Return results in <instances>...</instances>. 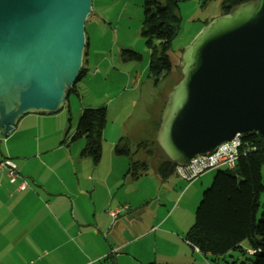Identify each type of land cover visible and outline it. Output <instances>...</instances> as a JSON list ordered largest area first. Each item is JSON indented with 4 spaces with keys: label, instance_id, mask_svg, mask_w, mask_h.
<instances>
[{
    "label": "water",
    "instance_id": "95a60500",
    "mask_svg": "<svg viewBox=\"0 0 264 264\" xmlns=\"http://www.w3.org/2000/svg\"><path fill=\"white\" fill-rule=\"evenodd\" d=\"M92 8V0H0L1 137L26 113L65 105L83 65ZM179 67L156 133L177 166L238 135H264V0L206 23Z\"/></svg>",
    "mask_w": 264,
    "mask_h": 264
},
{
    "label": "crops",
    "instance_id": "0c3cea01",
    "mask_svg": "<svg viewBox=\"0 0 264 264\" xmlns=\"http://www.w3.org/2000/svg\"><path fill=\"white\" fill-rule=\"evenodd\" d=\"M89 59L90 49L87 62ZM147 68L148 64L143 70L128 74L127 79L134 86L129 87L132 96L122 110L143 99L138 84L142 79H150L149 74L145 75ZM179 80L177 76L166 95L155 104L158 105L155 112L159 111V118L153 121L154 137L168 93ZM66 104L54 112H28L21 117L8 134L11 138L23 136L26 139L19 142L16 150L4 148L6 141L0 140V159L11 158L20 173L15 181H11L6 173H0V264H196L198 258L191 261L188 256L193 258L197 250L209 257L189 243L186 239L188 231L178 230L176 233L164 227L176 211L175 204L171 212L160 216L157 213L161 203L155 209L148 205L154 199L153 193H146L143 189L140 194L134 187L137 189L130 197L128 191H123L125 186L129 190L130 184L149 175L148 172L137 179L127 175L130 156L124 158L126 155H117L113 149L112 155L107 159L101 157L99 163L85 157L91 160V164L89 159L81 156L83 143L71 147L75 141L69 142L73 132L72 125L67 128V115L63 113ZM89 106L94 107L89 104L77 109L78 121L82 109ZM44 122L46 129L41 128ZM106 128L107 124L104 133ZM117 135L121 138L127 136L120 128H117ZM52 138L55 144H52ZM117 140H112V146L115 147ZM61 150L66 152L60 155L61 158L49 154ZM152 153L150 156L154 158L157 172L164 157L155 146ZM82 164L87 168L85 174L80 175ZM206 172L187 181L179 175L177 166L169 177L163 179L158 172L156 178L160 187L170 184L182 188L181 199L187 193L190 194L188 198L196 199L215 174L211 170ZM21 177L29 183L25 189L18 187ZM121 191L125 195L119 197ZM147 197L149 201L145 202ZM160 234L176 238L178 242H181L180 238L184 240L182 253L185 254L173 256L163 255L164 250L158 252Z\"/></svg>",
    "mask_w": 264,
    "mask_h": 264
},
{
    "label": "rangeland",
    "instance_id": "374dc122",
    "mask_svg": "<svg viewBox=\"0 0 264 264\" xmlns=\"http://www.w3.org/2000/svg\"><path fill=\"white\" fill-rule=\"evenodd\" d=\"M144 3L145 0H92L93 11L88 15L85 24L86 45L84 55L86 56L83 61V67L87 72L77 82V91L70 92L69 97H67L66 107L63 110V113L67 115V128L72 125L71 131L73 132L78 122L77 109L89 104L94 107L106 106L107 128L103 134L102 145V157L106 159L109 155H112L111 151L113 152L115 148L114 145L112 146V140L114 138H118V140L121 138L117 135V128L124 130L125 135H127L126 139L129 141L131 150L134 153L140 142L156 140V137L153 136V121L159 118V111L155 112V108L158 106H155V104L166 95L176 77L178 76L179 79L182 77V72L178 65L180 64L184 49L193 41L206 22L208 23L210 20L223 14V0L181 1L178 12L182 20L179 25L178 34L172 44V56L178 67L170 75L161 77L158 82H155L152 77L150 79H142L141 83L138 84V91L141 92L143 99L131 105V108L127 107L126 110H122L123 105L132 96V91L129 87L134 86V83L130 79H127L128 74H134L138 69L143 70L146 64H148L147 69L149 71L150 50L147 45V37L142 33ZM89 41L91 42V47L89 46ZM89 49L90 59L87 62ZM124 49L137 51L141 54L142 58L140 60L123 61L120 57ZM148 71L145 75H148ZM73 116L75 117L73 118ZM69 118H72V120L69 121ZM41 128H47L45 122ZM0 140L6 141L3 144L4 148L14 151L19 142H24L26 139L23 136L18 139L15 137L11 138L8 135L7 137H0ZM51 142L55 144V139L52 138ZM78 143H83L84 146L85 140L82 138L78 139L71 144V147L79 145ZM62 153L61 150L59 152L53 151L49 154L58 155L61 158L60 155L62 156L66 152ZM126 157L124 156V158ZM133 157L137 160L142 158L147 159L150 162L149 175L140 178L139 182H136L137 184H130L129 190H126L125 186L122 188L124 189L123 191H128L130 197L134 196L135 193L133 191L137 188L140 194L144 190L146 193H153L154 199L148 205L152 209H155L161 203L160 210L157 213L160 216L171 212L175 204L176 211L170 216L167 225L164 227L176 233L178 230L186 233L194 224L196 209L203 198L204 191L212 185L216 172L218 170H232L237 164L236 162L233 167L223 165L206 170L214 171L215 174L212 180L205 185L201 194L196 199H190L188 198L190 194L187 193L185 198L181 199L179 197L181 194L179 193L182 191V188L171 187L170 184L160 187L156 178L158 171L156 172L155 169L154 158L149 153L139 151ZM89 161L92 164L90 159ZM86 168V164H82L79 167L80 175L85 174ZM123 191L119 193V197L125 195ZM145 200V202H148L149 197ZM260 204L259 216L264 211V192L261 195ZM152 213L155 214L154 210ZM180 240L181 242H178L176 238L160 234L157 250L158 252L164 250L163 255L182 256V254H185V252L182 253L185 250L183 243L186 242L181 238ZM247 246L248 242L245 241L244 247L247 248ZM188 249L192 248L188 246ZM147 252L150 253L148 249ZM198 254L201 255V258L198 257ZM238 255L237 251H231L226 257H216L213 255L205 257L197 250L193 258L188 256V259L194 261V258H198L196 264H231Z\"/></svg>",
    "mask_w": 264,
    "mask_h": 264
},
{
    "label": "trees",
    "instance_id": "16d2710c",
    "mask_svg": "<svg viewBox=\"0 0 264 264\" xmlns=\"http://www.w3.org/2000/svg\"><path fill=\"white\" fill-rule=\"evenodd\" d=\"M181 1L187 0H145L144 3L142 33L147 37L150 50L148 74L155 82L179 66L172 56V44L182 20L178 12ZM246 1L249 0H223V13ZM121 58L123 61L140 60L142 56L132 49H124ZM83 66L77 82L87 72ZM77 82L68 89L69 93L77 91ZM106 123V106L84 107L69 137V142L85 140L81 156L90 157L94 163H99L102 157ZM241 138L236 167L216 172L212 185L203 193L186 239L194 248L216 257H226L231 251H237L239 257L231 264H264V211L259 216L260 198L264 192V135L250 132ZM153 146L164 157L158 165V172L165 179L175 173L177 164L165 155L157 141L140 142L134 153L129 141L120 138L114 150L117 155L130 156L127 175L137 179L148 173L149 163L133 156L139 151L153 154ZM245 241L248 242L247 248L244 247Z\"/></svg>",
    "mask_w": 264,
    "mask_h": 264
},
{
    "label": "built area",
    "instance_id": "2783aa9c",
    "mask_svg": "<svg viewBox=\"0 0 264 264\" xmlns=\"http://www.w3.org/2000/svg\"><path fill=\"white\" fill-rule=\"evenodd\" d=\"M241 137L242 135H238L233 140L220 144L212 154L192 158L188 166H178L179 175L187 181H193L206 170L216 168L217 166L227 165L228 167H233L237 162L242 145ZM0 173H6L11 181H15L20 177L16 164L11 158L0 159ZM28 184V181L22 178L18 187L25 189ZM113 214L116 215L117 212L114 211ZM248 252L252 253L251 250H248Z\"/></svg>",
    "mask_w": 264,
    "mask_h": 264
},
{
    "label": "bare ground",
    "instance_id": "6f19581e",
    "mask_svg": "<svg viewBox=\"0 0 264 264\" xmlns=\"http://www.w3.org/2000/svg\"><path fill=\"white\" fill-rule=\"evenodd\" d=\"M217 167H220V166H217Z\"/></svg>",
    "mask_w": 264,
    "mask_h": 264
}]
</instances>
